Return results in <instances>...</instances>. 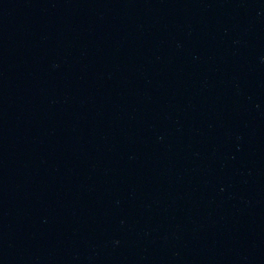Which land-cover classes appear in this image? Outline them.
<instances>
[{
    "label": "water",
    "instance_id": "obj_1",
    "mask_svg": "<svg viewBox=\"0 0 264 264\" xmlns=\"http://www.w3.org/2000/svg\"><path fill=\"white\" fill-rule=\"evenodd\" d=\"M0 264H264V0H0Z\"/></svg>",
    "mask_w": 264,
    "mask_h": 264
}]
</instances>
